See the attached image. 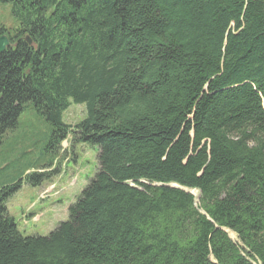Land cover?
<instances>
[{
    "label": "trees",
    "instance_id": "trees-1",
    "mask_svg": "<svg viewBox=\"0 0 264 264\" xmlns=\"http://www.w3.org/2000/svg\"><path fill=\"white\" fill-rule=\"evenodd\" d=\"M6 3L0 142L30 102L53 156L28 182L59 172L69 136L99 153L48 235L10 215L20 184L0 189V264H264V0Z\"/></svg>",
    "mask_w": 264,
    "mask_h": 264
},
{
    "label": "rangeland",
    "instance_id": "rangeland-1",
    "mask_svg": "<svg viewBox=\"0 0 264 264\" xmlns=\"http://www.w3.org/2000/svg\"><path fill=\"white\" fill-rule=\"evenodd\" d=\"M13 23L10 5L0 4V25H7L8 31L15 29ZM86 115L85 102L71 99L62 112V120L74 125ZM51 133V123L28 102L20 113L17 126L4 132L0 142V189L5 186L15 188L20 184L7 198V207L20 231L28 236L48 235L61 221L67 220L70 205L98 169V145L73 143L69 136L62 143L53 166L59 168V172L41 184L28 182V174L36 171L33 167L47 164L53 156L49 146ZM230 235L237 241L234 232Z\"/></svg>",
    "mask_w": 264,
    "mask_h": 264
},
{
    "label": "flooded vegetation",
    "instance_id": "flooded-vegetation-1",
    "mask_svg": "<svg viewBox=\"0 0 264 264\" xmlns=\"http://www.w3.org/2000/svg\"><path fill=\"white\" fill-rule=\"evenodd\" d=\"M6 26L7 25H3V24L0 25V37L1 36H7L8 37L9 44L6 47V49H8V47L12 45L11 43H12V40H13V37H14L15 33H14V29L13 28H9L8 31H7Z\"/></svg>",
    "mask_w": 264,
    "mask_h": 264
},
{
    "label": "water",
    "instance_id": "water-1",
    "mask_svg": "<svg viewBox=\"0 0 264 264\" xmlns=\"http://www.w3.org/2000/svg\"><path fill=\"white\" fill-rule=\"evenodd\" d=\"M29 43H32V40L28 37ZM9 44L7 37L3 36L0 38V52H3L6 46ZM181 187V186H180Z\"/></svg>",
    "mask_w": 264,
    "mask_h": 264
},
{
    "label": "bare ground",
    "instance_id": "bare-ground-1",
    "mask_svg": "<svg viewBox=\"0 0 264 264\" xmlns=\"http://www.w3.org/2000/svg\"><path fill=\"white\" fill-rule=\"evenodd\" d=\"M197 191L198 190H196V189L192 190V192L195 194L196 198L198 199L200 196V192L199 191L197 192Z\"/></svg>",
    "mask_w": 264,
    "mask_h": 264
}]
</instances>
